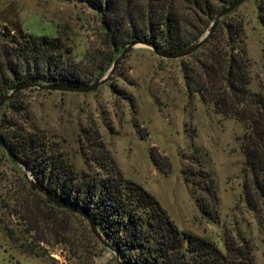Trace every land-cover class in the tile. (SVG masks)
I'll list each match as a JSON object with an SVG mask.
<instances>
[{
	"label": "rangeland",
	"instance_id": "1",
	"mask_svg": "<svg viewBox=\"0 0 264 264\" xmlns=\"http://www.w3.org/2000/svg\"><path fill=\"white\" fill-rule=\"evenodd\" d=\"M263 19L264 0H248L227 15L215 39L224 45L227 25L241 28L238 48L248 63L249 88L262 95ZM3 28L59 37L70 51L66 58L81 72L89 68L90 55L106 53L95 13L68 0H0ZM209 52L201 48L194 56L165 60L137 48L96 91L26 90L16 108H1L0 119L10 123L11 137L21 129L43 138L79 174H103L113 161L179 229L221 249L229 240L248 243L254 264H264V205L254 194L249 203L245 194L251 180L243 170L245 127L186 89L184 69L202 79L200 65ZM43 200L0 147V264H117L86 221Z\"/></svg>",
	"mask_w": 264,
	"mask_h": 264
},
{
	"label": "trees",
	"instance_id": "2",
	"mask_svg": "<svg viewBox=\"0 0 264 264\" xmlns=\"http://www.w3.org/2000/svg\"><path fill=\"white\" fill-rule=\"evenodd\" d=\"M68 1L95 13L106 53L90 55L89 68L81 72L66 58L70 51L63 50L59 37L24 32L16 35L3 28L0 97L28 81L86 85L103 75L132 42H151L163 51L180 50L199 39L217 13L233 0ZM226 17L202 47L210 49L200 65L202 79L196 77L195 81L184 69L185 85L189 95L198 94L216 114L244 125L243 170L251 175L245 194L249 203L254 202L252 196L256 195L264 205V95L249 88L248 63L238 48L241 28L228 24V41L215 44ZM18 96L5 105L16 108ZM7 126L10 123L0 119L1 136L12 153L53 195L86 212L115 247L123 264H254L248 243L229 240L221 249L207 238L179 229L158 201L140 185L124 178L113 161L103 174H79L62 154L48 149L43 138L21 129L11 137ZM151 159L156 165L154 156ZM210 193L213 195L211 189ZM43 201L52 209L77 216L46 199ZM199 209L206 214L202 205Z\"/></svg>",
	"mask_w": 264,
	"mask_h": 264
},
{
	"label": "water",
	"instance_id": "3",
	"mask_svg": "<svg viewBox=\"0 0 264 264\" xmlns=\"http://www.w3.org/2000/svg\"><path fill=\"white\" fill-rule=\"evenodd\" d=\"M246 1L248 0H234L231 3H229L227 6H225L217 13L215 19L210 24L209 29L199 39H197L190 45L180 50L163 51L151 42H146V41L132 42L115 57L110 68L103 75L93 80L92 82L86 85H66V84L48 85L36 81H28L18 85L13 90L9 91L8 93L0 97V110L6 103L12 100L17 94L30 89H37L41 91L67 92V93L94 92L101 86L105 85L112 78L120 63L127 57L128 54H130L133 50L137 48H148L152 51L154 55L165 60H180L186 58L197 52L209 41V39L214 34L222 18L230 14L233 10H235L238 6H240ZM0 147L5 151L7 156L12 161L16 162L22 168L23 177L32 189H34L37 193L42 195L51 204L60 207L61 209L67 210L71 213H74L75 215L81 217L84 221H86V223L90 228V231L92 232L93 236L98 240V242L103 247H105L114 254L117 264H123L119 256V253L117 252L115 247L99 231L94 220L86 212L56 197L42 184L36 181L34 177L30 174L28 168L24 165V163L12 153L8 145L3 140L1 134H0Z\"/></svg>",
	"mask_w": 264,
	"mask_h": 264
}]
</instances>
